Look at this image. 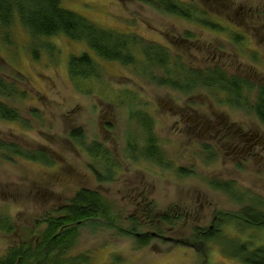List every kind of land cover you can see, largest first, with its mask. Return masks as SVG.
Segmentation results:
<instances>
[{
  "label": "rangeland",
  "instance_id": "374dc122",
  "mask_svg": "<svg viewBox=\"0 0 264 264\" xmlns=\"http://www.w3.org/2000/svg\"><path fill=\"white\" fill-rule=\"evenodd\" d=\"M176 1L195 7L202 17V11L246 16L238 9L240 6L263 8L264 0ZM60 5L101 29H112L121 35L139 32L165 45L163 37L169 31L180 37L178 32L184 28L192 30L196 33L193 42L180 41L169 47L195 69L221 66L233 59L231 75L237 74V65H241L240 69L249 65L243 56H224L221 60L219 55L212 56L215 48L224 43L214 36L224 35L215 21L213 26H206L210 34L187 27L174 16L139 0H60ZM150 44L142 40L138 46ZM139 52L134 54L136 66H125L105 61L84 43L63 35L32 39L17 16L9 28L0 27V79L17 89L13 97H5L0 91V101L20 115V121L0 119V142L23 152L44 151L51 160L48 165L0 151V218L13 224L10 233L0 229V257L10 247L32 240L31 233L36 235L44 228L39 223L47 216H61L62 208L81 189L98 191L112 204L113 222L99 218L77 224V239L69 255L87 254L88 264H203L206 253L209 264H244L224 254L218 241L206 245L200 242L194 237L195 228H219L227 238L253 239L264 244V229H246L231 222L244 207L253 206L264 214V205H239V200L209 185L213 179L234 180L264 201V164L262 169L258 162H252L242 171L235 170L227 147L222 145L211 149L218 160L213 164L203 148L205 144H215L213 137H199L189 130L196 116H215L219 122L235 121L262 132L260 121L239 111L231 113L226 104L218 103V94L210 88L201 87L184 96L156 84L164 74L150 63L146 69L153 68L155 75L143 74L145 57ZM83 54L94 60L100 75L70 77V58ZM246 69L244 75L251 76L255 83L258 78L264 79L260 68L250 73ZM177 111L185 113L184 120L176 115ZM188 117L192 118L187 121ZM142 127L148 129L145 137ZM78 128L85 132V146L98 142L114 155L120 174L108 180L105 172V181L97 179L92 164L104 173L102 161L95 162L98 155L69 140L70 131ZM147 138L157 139L171 160L194 175L182 177L174 166L160 168L146 157L135 163L128 144L136 141L141 147ZM143 201L148 206L151 203L153 216L149 219L143 216L147 205ZM164 211L183 213L184 219L179 218L174 229L151 227L149 224L157 221L154 215ZM132 218L140 224L138 234L151 239L144 248H137L134 235L121 231L131 227Z\"/></svg>",
  "mask_w": 264,
  "mask_h": 264
},
{
  "label": "trees",
  "instance_id": "16d2710c",
  "mask_svg": "<svg viewBox=\"0 0 264 264\" xmlns=\"http://www.w3.org/2000/svg\"><path fill=\"white\" fill-rule=\"evenodd\" d=\"M139 1L170 15H181L182 13L179 9L180 5H178L176 0ZM16 16L27 29L32 39L36 40L38 37H57L63 35L70 40L84 43L105 61L118 62L123 65L135 63L130 49L132 45L137 43L136 37L121 35L112 29H101L84 17L63 9L60 5V0H0V27L3 29L9 28ZM144 52L150 59H156L158 56L156 51L151 54L147 47H144ZM158 64L159 67L161 66L165 69V64V66L161 63ZM94 65H96L94 60L87 54H83L80 57L72 56L69 62L70 77L87 78L100 75L99 71L94 68ZM146 68L147 66H144L143 74L150 72ZM185 75L186 80L189 81L193 80L194 76H197L202 81L204 87H209L216 93L231 91L238 85L236 79H228L218 69L212 72H199L197 74L186 71ZM170 80L173 81L172 78ZM215 80L218 83L217 87H213V84L210 83ZM0 91L5 97H13L17 93V89L12 84H8L2 79H0ZM257 97L256 103L252 105V110L259 120L264 123V88L257 90ZM218 103L223 104L221 101ZM236 106L242 107L243 105L236 104ZM0 119L12 122L20 121V115L16 110L0 101ZM70 137L75 144L85 146L84 134L81 129L70 133ZM93 146L102 150V147L98 144H93ZM147 148V156L151 159L156 150L154 142ZM0 151L8 152L14 156H21L28 160H45L43 159V153H41L42 157L38 158L36 155L39 153L37 152H23L15 146L11 147L1 142ZM47 162H49L48 159ZM157 163L159 164V159ZM160 165L162 164L160 163ZM167 166L169 168L172 167V165ZM178 174L182 177L191 175V173L183 169L178 170ZM97 179L100 182L105 181L100 175H97ZM209 185L222 194L234 196L233 198L239 200L242 205L246 201V203L264 205L263 200L254 199L250 196V191L238 188L235 183L210 180ZM111 214L112 204L100 192L81 189L75 193L69 204L62 208L61 216H47L46 219L39 223L43 224L44 228L36 235L32 232V240L29 239L30 241L10 247L5 255L0 257V264H88L90 257L87 254L83 253L74 257L69 255L77 239V224L98 220L99 218L113 222ZM150 216H153L152 213ZM182 217L180 216L181 219ZM132 220L131 227L128 230L121 229V231L126 235H134L137 239V248H144L151 239L146 235L140 236L138 234L140 224L137 219L132 218ZM160 220L169 228H174L177 223V219L172 217V213L163 214ZM229 220L228 222H230ZM231 222L246 229H264V214L257 212L253 206L244 207L236 218L231 219ZM0 229H6L10 233L13 229V224L7 222L4 218H0ZM194 232V237L200 240V242L205 243V245L211 241L221 243L222 252L229 256V258L238 259L244 264H264V244H257L253 239L227 238L222 235V231L219 228L213 230L195 228ZM203 257H205L203 264H209L207 263V253Z\"/></svg>",
  "mask_w": 264,
  "mask_h": 264
},
{
  "label": "flooded vegetation",
  "instance_id": "af4514ba",
  "mask_svg": "<svg viewBox=\"0 0 264 264\" xmlns=\"http://www.w3.org/2000/svg\"><path fill=\"white\" fill-rule=\"evenodd\" d=\"M210 2V0H207ZM215 0H212L211 3H214ZM178 5H180L181 15H171L174 16L176 19L179 20V22H182L185 26L191 27L195 30L204 31L206 33L212 34L206 26L214 25V21L217 22L219 28L223 30L224 35L218 34L214 35L217 39L223 41L224 43H221L222 45L217 46L215 48V53L212 55L214 56H220V60L223 59L224 56L229 57H236V56H243L248 61L247 66L245 68L240 69L241 65H237L235 69V73L237 74H231L229 71L235 67V61L233 59H230L231 63L222 64L221 66L215 65L214 67L200 70L195 69L190 66L189 63L186 62L183 55L176 52V49H171L169 45H173L174 47L178 45V42H193V38H195L196 33L192 30L184 28L182 32H178L177 37L176 34H173L169 31L168 34H166L163 38H166L167 45L164 44L162 41L152 40L150 38L145 37L143 34L139 32L126 34L130 37H136L137 43L132 45L131 47V54L135 59V52L140 51L142 53V56L144 55L145 60L142 59V61L145 63L144 66H150L148 63L153 64L154 68L158 67L160 71L164 74V78L159 79L156 84L163 86H166L170 90L174 92H180L184 96L190 95L193 92H195L199 88H209L204 87L202 81L197 78V76L193 77V80L189 81L186 80L185 72H193L194 74H197L199 72H208V71H215V69L221 71L223 73V76L227 77L228 79H236L238 81V85H236L235 89L231 91H220L217 92L219 96V101L223 102V104H226L229 109H231L232 112H241L243 115L254 117L257 120L259 118L256 116V114L252 110V105L256 103L258 97H257V90H260V88H264V79L258 78L257 82L255 83L251 76L244 75L246 73L245 69L249 66L247 70L248 73L254 72L255 69L260 68L262 71H264V1L262 3V7H251V6H240L238 9L240 11L246 12V16L242 15H236V16H220L216 13L205 12L202 11V14H205L204 16L198 15L197 9L195 7H192L191 5H186L183 3L178 2ZM216 4V3H215ZM209 18V20H208ZM136 26H140L137 24ZM137 28V27H136ZM118 33V32H117ZM182 35H181V34ZM120 34V33H119ZM137 34L144 36L146 39H142ZM261 36V37H260ZM260 38V42L257 41V39ZM177 39V40H176ZM142 40H146L150 45H146L147 49L151 52H157V58L150 59L146 56L144 52V47L138 46ZM197 40V39H196ZM155 44V45H154ZM226 45V47H225ZM207 48V47H206ZM208 49V48H207ZM134 53H133V52ZM139 52V53H140ZM140 53V54H141ZM208 54L211 56V53ZM118 63V62H117ZM158 63L165 64L166 67L163 69V67H159ZM121 64V63H120ZM123 65V64H121ZM129 66H136V60L133 64H127ZM125 65V66H127ZM164 65V66H165ZM133 67V68H134ZM228 69V70H227ZM150 73L154 74L156 73V70L152 68ZM172 78L173 81L170 79ZM164 81V82H161ZM174 83V84H173ZM213 84V87H217L218 83L215 81L210 82ZM189 84V85H188ZM193 98H196V96H192ZM191 97V98H192ZM190 98V99H191ZM243 105L242 107L236 106ZM237 110V111H234ZM184 114L182 112H176V115H180V119L184 120ZM214 115V114H213ZM215 116H212L211 119L208 118H201L199 116L194 117L192 120V127H190V132L194 133L196 132V135L199 137H213V141L215 144H205L203 145V148H206L205 151L209 154L208 159L212 160L213 164H217L218 160H215V155L211 149H214V147H217V145L226 146L228 149L227 156H229V159L232 160V164L235 170L238 169V171H242L244 167L248 166L249 163L252 164V162H258V166L263 167L264 164V123L260 121V125L262 126V132L256 130L253 131L248 127H243V125H240L236 123L235 121H225L218 118H214ZM192 117H188L187 121L190 120ZM135 119V118H134ZM136 121H139V118L135 119ZM140 122V121H139ZM147 126V125H146ZM83 131L84 134V142H85V132L83 128H78ZM142 133L145 137V132H148L147 128L142 127ZM77 129H73L70 131V133L74 132ZM69 133V136H70ZM69 140L72 144H75L73 140H71V137H69ZM133 143H129L128 152L130 155L134 156L135 163L141 162L143 157H146L150 163L155 164L157 167L172 165L175 167V172L178 174V170L183 169V167L177 165L173 160H171L165 151L160 148L159 142L157 139L149 140L146 139V143L144 146L138 147V143L136 141H130ZM154 142V148L155 154L153 158L149 159L147 156V150L148 146ZM93 144H98V142H93ZM92 145L85 146L87 148V151L89 153L92 152L93 155H98L95 162L99 163V160L101 162V166L103 168L104 173L97 169L93 164L91 165L94 175L97 177V175H100L102 178L106 180L105 172L107 179L112 180L117 173H121L119 170V164H117V160L115 159L114 155L110 153V151L106 150L101 144H98L102 147V150L94 147ZM85 145V143H84ZM209 148V149H208ZM98 149V154H96V150ZM39 153L36 155L38 158L42 157L41 153H43V156L45 160H32V161H41L42 163L51 164L50 157L47 155L44 151H37ZM20 157V156H19ZM157 158V159H156ZM47 159L49 162H47ZM154 161H153V160ZM159 159V164L157 163ZM143 162V161H142ZM160 163L162 165H160ZM191 173L190 176L194 175V172ZM193 174V175H192ZM215 182H228V183H235L236 186L240 189H243L239 184H237L234 180L230 181H218V179H213ZM245 190V189H243ZM249 191V190H245ZM233 195H235L233 192H231ZM250 196L260 199L258 196L250 192ZM228 197H234L232 195H228ZM262 200V199H260ZM247 202V201H246ZM145 203V201H143ZM147 203H145L146 205ZM237 204L242 205V203L237 202ZM147 204L145 206V211L143 212L144 218H151V203L150 206ZM150 208V209H149ZM179 209V208H178ZM172 213V217L177 219V223L180 222L179 218L183 213H177L174 214L173 211H164L162 213H157L154 215V218H156V224H149L151 227H161V226H167L165 225L161 220V216L163 214H169ZM181 219V218H180ZM184 219V217L182 218ZM235 224V223H234ZM168 227V226H167ZM154 228V227H153ZM168 229H174L169 228ZM159 238H161L162 241H166L163 239L162 236L156 235Z\"/></svg>",
  "mask_w": 264,
  "mask_h": 264
}]
</instances>
